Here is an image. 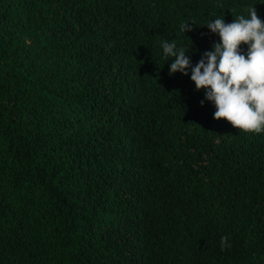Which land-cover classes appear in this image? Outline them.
Here are the masks:
<instances>
[{
	"label": "trees",
	"instance_id": "16d2710c",
	"mask_svg": "<svg viewBox=\"0 0 264 264\" xmlns=\"http://www.w3.org/2000/svg\"><path fill=\"white\" fill-rule=\"evenodd\" d=\"M250 6L0 0V264H264V133L213 119L161 47L195 65L202 25Z\"/></svg>",
	"mask_w": 264,
	"mask_h": 264
},
{
	"label": "clouds",
	"instance_id": "9594fccd",
	"mask_svg": "<svg viewBox=\"0 0 264 264\" xmlns=\"http://www.w3.org/2000/svg\"><path fill=\"white\" fill-rule=\"evenodd\" d=\"M193 23L180 24L182 34L192 31ZM219 37L212 50L205 51L192 64L175 40L161 43L163 59L171 60L169 76L189 75L196 91L204 92V101L216 109L213 119L225 120L245 134L264 133V20L256 8H247V17L238 15L230 23L218 17L206 24ZM242 46H246V51ZM228 236L220 240L221 250L230 247Z\"/></svg>",
	"mask_w": 264,
	"mask_h": 264
}]
</instances>
